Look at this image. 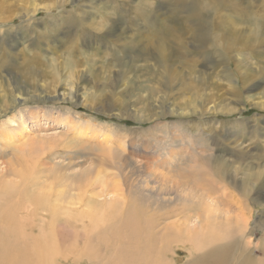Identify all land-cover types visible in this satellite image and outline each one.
Masks as SVG:
<instances>
[{"label":"rangeland","instance_id":"rangeland-1","mask_svg":"<svg viewBox=\"0 0 264 264\" xmlns=\"http://www.w3.org/2000/svg\"><path fill=\"white\" fill-rule=\"evenodd\" d=\"M171 1L0 0V186L22 185L11 169L34 164L38 183L53 182L65 197L87 192L95 203L119 202L120 190L140 205L135 203L141 213L136 225L156 222L157 212L174 211L173 218L160 220L159 229L173 227L169 237L180 234L173 225L186 216L198 233L208 223L215 233L234 230L239 241L251 239L261 259L264 0ZM58 2L61 7L44 10ZM247 2L253 7L244 9ZM9 14L13 17L1 20ZM46 191V186L34 189ZM234 197L249 211L248 220L232 219L238 214ZM99 215L103 229L96 233L117 227V219L109 224ZM81 217L80 231L86 228L82 221H91ZM119 222L121 236L105 233L108 248L84 240L75 247L83 249L80 256L93 248L106 253V260L96 263L73 253L57 264H151L153 259L152 264H184L190 254L208 250L168 245L154 233V242L139 248L136 238L128 237L129 222ZM209 241L206 234L193 240L203 246ZM157 245L162 257L154 258Z\"/></svg>","mask_w":264,"mask_h":264},{"label":"bare ground","instance_id":"bare-ground-1","mask_svg":"<svg viewBox=\"0 0 264 264\" xmlns=\"http://www.w3.org/2000/svg\"><path fill=\"white\" fill-rule=\"evenodd\" d=\"M175 1H178V0H175ZM241 1L244 2V0H241ZM38 6L39 5L36 2H33V8H35V10L39 9ZM61 6L62 5H59V2L54 3L53 6H51L50 4H45L44 10L45 9L51 10L53 8H59ZM246 6L244 7V9L248 8V7H253L252 3H250V2H247ZM41 8H43V6ZM235 8H236V13L241 15L240 4L236 3ZM28 9L29 8H27V10ZM30 14H31V10L29 9V11L26 12V16L30 15ZM35 14H36V12H35ZM12 17H13V15L9 14L8 17L4 16L1 18V20L5 21L4 19H10ZM7 30L8 29L6 28L3 32H6ZM231 82H233V84L235 83V81H231ZM18 97H20V96H17L13 100L14 105H15V103H17V100H19ZM235 109H236L235 107L229 108L227 110V112L228 113L233 112ZM151 118L152 117H149V119H151ZM219 164H221V163H219ZM33 166H34V164H33ZM33 166L32 165L29 166V164H27V166L22 170L11 169L13 171V175H15L16 177H20L22 185H17L19 183H16V182H13L12 184L9 185V183L7 182L3 186H0V264H57V262L62 261L64 258H67L68 256H70L73 253L77 257L80 256L83 249L75 251V247L77 245H80L82 240H84L88 243L87 246L92 245V244L95 245V243H97L96 241H98L99 246H101L102 248H108V246H107L108 245V239H107L105 233L111 231V233H110L111 236H114V237L121 236V235H118L117 234L118 231H116V228L120 229L119 225H118L119 220H127L129 222L128 237H130V239L136 238V240L139 242V248H141V245L145 242L146 243L148 242L149 244L154 242L153 240L155 239V237L153 236V233L155 234L156 238L158 237L157 240L161 239V242L167 243V244L168 243L170 244L171 242L172 243L175 242V243L180 244L181 248L189 249L192 247L193 249H196V251L198 250L197 248H199L200 250L203 249L204 247L208 248L207 251H205L201 254H198L197 252H196L197 254H195V255L190 254L191 259L189 261H186V263H184V264H264V248L259 249V252L263 254V257L261 259L257 258L254 255L255 249H253L251 247L252 243H253L252 240L251 239L248 240L247 238H244V239L239 241L238 238L234 237V233H233L234 230H232V232L230 234L228 233V235H227V234H224L223 231L221 233V230H217L215 227V229L218 231V233H215L210 228V225L208 223H206L204 227L203 226L201 227V229L198 233L196 231V229L190 225L191 219L190 218L188 219V217L185 216V219L183 220L182 223H180V225H178V224L173 225L176 228H178V232L180 234H177V232H176L175 236L173 235L171 237V235H170V237H169L168 235L170 233L169 232L170 226L165 224L162 228L159 229V227L161 225L160 220L166 221L170 218H173L176 215V214H174V211L157 212L154 214L157 218V221L154 222V221L149 220L146 223V225L144 227H142V226L135 224V220L137 218V215L141 214V213H139L140 209L138 207H135V203L136 204H138V203L136 202V200L134 201L132 198H130L126 193L119 190L120 195L121 196L124 195V198L122 199V201H119V202H117V201L108 202L107 201L106 203H102V202L99 203V202H97V200H99V199H97L96 203H99V204H96L94 201H92L93 200L92 198H88L86 196L87 192L85 194L83 193L81 196H78V197H75V195L70 196L67 193V195L69 197H65L64 192H63L64 190L61 191L59 188H57L53 184V182H52V184H53L52 185L51 181H50V183L48 182L47 185H46V183H44V184L42 183L40 185V183H38V181L36 180L37 179L36 176L38 175V173H36L35 175L33 174L34 173L33 170L35 168V167L32 168ZM101 170L103 171V169H101ZM42 173H43V171H42ZM1 174L4 175V173H1ZM64 175H66V174L64 173ZM226 176H228V175H226ZM65 178L66 177H64V179ZM222 178H223V176H222ZM203 180L204 179H202V181ZM230 181L228 180V182H230ZM232 181H234V180H232ZM55 184H57V183L55 182ZM61 184H63V183H61ZM71 184H72V182H71ZM244 184H245V181H244ZM44 186L47 187V191L45 194H38V193L34 192V189L37 190L38 188H42ZM65 186H64V188H65ZM68 186H70V185H68ZM235 186H236V184H235ZM207 189L208 188H206V190ZM246 189L248 190V188H246ZM78 190H79V188H78ZM221 191H223V190H221ZM226 191H224V192H226ZM241 191H243V190H241ZM84 192H85V190H84ZM195 192H197V191H195ZM73 193H74V189H73ZM107 193H109V192H107ZM229 193H230V191H229ZM239 193H241V192H239ZM115 194H117V193H115ZM216 194H218V193H216ZM233 194H230V195L232 196ZM249 195L250 194H248V196ZM27 196H28V199H26ZM262 196H264V195H262ZM19 197H21L20 200H18ZM216 197H220V196H216ZM225 197H223V195H222V198H225ZM230 198H233V197H230ZM25 199L27 200V203H26L25 208H24L23 203L25 202ZM207 200L208 199L206 198V201ZM217 200H218V198H217ZM198 201H200V200H198ZM215 201L216 200H214V202ZM241 201H243V200H241ZM232 202L236 206V208H237L236 211L239 214V215L237 214V216L235 218L233 217L232 219H234L236 221H240L244 217H246V219H247V214L249 213V211L246 210L247 212H245L241 203L235 197H234ZM169 203L170 202L167 201L163 204H169ZM194 203L195 202H193V204ZM197 203H195V205ZM188 205L189 204H187V206ZM259 205L264 207V201H260ZM138 206H140V205L138 204ZM189 206L191 207V205H189ZM221 206H223V205H221ZM221 206H219V207H221ZM246 207H248V206H246ZM23 209H26L25 214L27 216H29L31 222L27 221L26 215H24V216L20 215L21 211ZM148 209H149V207L147 209H144L145 212ZM208 209H210V208H208ZM234 210H233V212H234ZM195 211L197 212V210H195ZM198 211H200V210H198ZM228 211H229V209H228ZM99 214H101L103 217L105 216L106 219H104V221L107 223L112 221L111 220L112 218L117 219V227L113 224H111V226L108 227V224L104 223V225L106 224L108 228L104 229V232L96 233V230L101 231L103 229L100 226L101 224L98 223L100 221L97 220L98 216H100ZM212 214L210 213V215H212ZM213 215L215 216L216 214L214 213ZM80 216H83L81 218H84V217L91 218V221L87 224H85L81 220L82 221L81 223L84 224V227L86 226V228H84L82 231H80L77 227V226H79L78 223H80V219H79ZM217 216H219V215H217ZM95 217H97V219ZM225 217H229V216H227V214H226ZM221 218L222 217H220V219ZM226 219H228V218H226ZM199 220H200V218H199ZM177 221H178V219H177ZM198 224H199V222L197 223V226H198ZM248 224H250V223L248 222ZM224 225H225V223H224ZM138 226H139V229H138ZM219 226H221V224ZM262 226H264V223L262 224ZM239 227H241V226H239ZM242 227L240 228V230H243L245 226H242ZM28 228H29L28 233L30 234L29 236L26 234V229L28 230ZM104 228H105V226H104ZM126 228H127V226H126ZM170 228H173V227H170ZM142 230L144 231V234L141 235ZM94 231L96 234H94ZM158 233L159 234L161 233L160 237L157 236ZM171 234H173V233H171ZM204 234H206L207 239H210L213 241H209V244H207V245L205 244V246H203L204 244L203 245L199 244V242L198 243L193 242L194 239L203 238ZM223 239H225V240L230 239L232 241L225 242V243H217L218 241H221ZM240 239H241V237H240ZM197 241H199V240H197ZM117 245H118V243H117ZM168 245L166 246L164 244V248L168 247ZM157 247H159V246L157 245ZM144 248H146V247H144ZM150 248H151V246H150ZM153 249L154 250L155 249H162L163 250V248H161V247L153 248ZM153 249H152V252H153ZM166 249H168V248H166ZM106 250L107 249H104V251H106ZM58 251H63V252H62V254L61 253L57 254ZM165 251H167V250H165ZM97 252L98 251H94V248H93V250L87 249V251L84 253L86 254L87 258L92 259L96 263H97V260H106V257H107L105 255L106 253L103 255V254H98ZM156 252H157L156 255H154L155 253L153 254L154 258L156 256L158 257L159 254L161 255V253H159V250H157ZM84 253L82 255H84ZM191 253H194V252L192 251ZM122 254H123V252H122ZM82 255L80 256V258L82 257ZM131 255H133V252L131 253ZM123 256L125 257V253L121 257L122 261L125 262V259L123 258ZM148 257H150V256H148ZM161 257H162V255H161ZM126 258L129 259V262H132L134 260L132 256H129V257L127 256ZM144 258L146 260V256L143 257V259ZM114 259H116V258H114ZM169 259L171 260V258H169ZM149 260H151V259H149ZM153 260H152V263L156 262ZM167 261H169V260H167ZM101 262H103V261H101ZM103 263H105V262H103ZM165 263L166 262L164 261V263H162V264H165Z\"/></svg>","mask_w":264,"mask_h":264}]
</instances>
